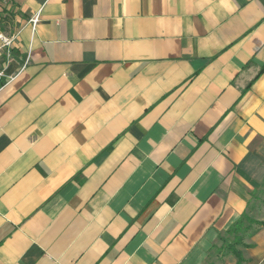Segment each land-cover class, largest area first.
Returning a JSON list of instances; mask_svg holds the SVG:
<instances>
[{
  "label": "crops",
  "instance_id": "obj_1",
  "mask_svg": "<svg viewBox=\"0 0 264 264\" xmlns=\"http://www.w3.org/2000/svg\"><path fill=\"white\" fill-rule=\"evenodd\" d=\"M16 1L0 264H264V0Z\"/></svg>",
  "mask_w": 264,
  "mask_h": 264
},
{
  "label": "rangeland",
  "instance_id": "obj_2",
  "mask_svg": "<svg viewBox=\"0 0 264 264\" xmlns=\"http://www.w3.org/2000/svg\"><path fill=\"white\" fill-rule=\"evenodd\" d=\"M23 20H24L23 13L21 12L16 0H0V34H3L4 36L7 37L14 36L20 30L23 24ZM249 214L250 213H247L246 217H251L253 219L256 218L255 215L249 216ZM249 224H250L249 221L247 220V218H245L242 222V226L240 225L237 228H233L232 231L239 235H244L246 233L245 227L248 226ZM235 229H237V231ZM254 229L256 230L257 228L255 227ZM232 231L230 235L228 234L225 235L226 237L220 240L219 244H217L216 246L217 250L213 252L212 257L209 260L208 264H220V260L216 258L217 254H220V252H218L220 249L219 246L222 244L221 242H223V244L234 242Z\"/></svg>",
  "mask_w": 264,
  "mask_h": 264
},
{
  "label": "built area",
  "instance_id": "obj_3",
  "mask_svg": "<svg viewBox=\"0 0 264 264\" xmlns=\"http://www.w3.org/2000/svg\"><path fill=\"white\" fill-rule=\"evenodd\" d=\"M39 21V16L36 15L31 19L33 29ZM16 36L7 37L0 34V88L3 87L7 82L11 81V77H8L5 73L7 66L12 60L13 50L15 48Z\"/></svg>",
  "mask_w": 264,
  "mask_h": 264
},
{
  "label": "trees",
  "instance_id": "obj_4",
  "mask_svg": "<svg viewBox=\"0 0 264 264\" xmlns=\"http://www.w3.org/2000/svg\"><path fill=\"white\" fill-rule=\"evenodd\" d=\"M246 218H247V217H246ZM247 220H248V221H250L251 223H253V222H254L252 219H247ZM239 222H242V220H241V221H239ZM258 224H260V225H262V224H263V225H264V223H259V222H258ZM233 252H234V253L237 255V257H240L239 253H238L236 250H234Z\"/></svg>",
  "mask_w": 264,
  "mask_h": 264
}]
</instances>
